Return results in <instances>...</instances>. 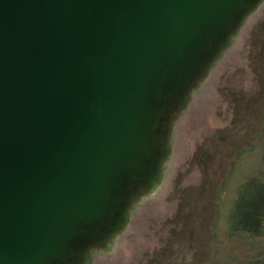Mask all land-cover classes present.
<instances>
[{"label": "water", "instance_id": "obj_1", "mask_svg": "<svg viewBox=\"0 0 264 264\" xmlns=\"http://www.w3.org/2000/svg\"><path fill=\"white\" fill-rule=\"evenodd\" d=\"M263 4L0 0V264L112 250L164 183L176 122Z\"/></svg>", "mask_w": 264, "mask_h": 264}, {"label": "rangeland", "instance_id": "obj_2", "mask_svg": "<svg viewBox=\"0 0 264 264\" xmlns=\"http://www.w3.org/2000/svg\"><path fill=\"white\" fill-rule=\"evenodd\" d=\"M240 33L204 83L213 99L198 97L175 124L160 200L135 204L112 250L90 264L259 262L264 237L233 230L231 217L248 180L264 178V4ZM158 201L162 213L150 206Z\"/></svg>", "mask_w": 264, "mask_h": 264}, {"label": "trees", "instance_id": "obj_3", "mask_svg": "<svg viewBox=\"0 0 264 264\" xmlns=\"http://www.w3.org/2000/svg\"><path fill=\"white\" fill-rule=\"evenodd\" d=\"M241 190V196L237 198L232 210V228L251 238H263L264 178L254 177L251 181L248 180ZM258 260L256 264H264V254Z\"/></svg>", "mask_w": 264, "mask_h": 264}, {"label": "bare ground", "instance_id": "obj_4", "mask_svg": "<svg viewBox=\"0 0 264 264\" xmlns=\"http://www.w3.org/2000/svg\"><path fill=\"white\" fill-rule=\"evenodd\" d=\"M240 40V39H239ZM236 45H237V41H236V43H235V45H234V47H233V49H231V51H229L228 52V55H230L229 57H231V54L233 53V51L236 49ZM208 79V78H207ZM209 82V81H208ZM213 82V81H212ZM218 89V88H217ZM199 97H201V99L200 100H202V102H204V103H206L207 101H209L210 99H213V95H212V93H209V92H207V90L205 91V92H201L200 94H199ZM196 100V99H195ZM195 102V101H194ZM203 103V104H204ZM213 104V103H212ZM190 106V105H189ZM188 110V109H187ZM177 122H179V121H177ZM176 126V125H175ZM176 131V130H175ZM175 140V139H174ZM173 144V143H172ZM175 159H176V157H174ZM173 159V158H172ZM173 161H174V159H173ZM167 170V169H166ZM168 177V174L166 175H164V178L166 179ZM165 180H164V183L163 184H161L160 186H159V188L158 189H156L157 191L155 192V193H153V195L150 197V200L148 199L147 200V202H149V201H151L152 200V202L154 203L155 201H157V200H160L159 198L161 197V195L163 194V192H164V189H165ZM164 185V186H163ZM167 191V190H166ZM147 202H145V203H147ZM144 203V204H145ZM151 206V208L152 209H154V211H156V210H159L160 211V213H162L163 211H164V207H161L162 206V204L160 205L159 204V201L154 205V204H152V205H150ZM137 213V212H136ZM140 213V212H139ZM134 217V216H133ZM130 229V228H129ZM130 232V231H129ZM130 234V233H129ZM121 244V243H120ZM120 247H121V245H120ZM121 249V248H120ZM126 252V251H125ZM105 259V258H104Z\"/></svg>", "mask_w": 264, "mask_h": 264}]
</instances>
